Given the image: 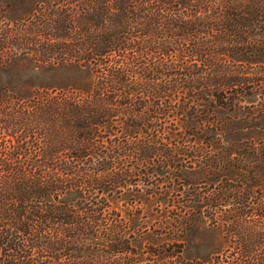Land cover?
Masks as SVG:
<instances>
[{"label": "trees", "instance_id": "16d2710c", "mask_svg": "<svg viewBox=\"0 0 264 264\" xmlns=\"http://www.w3.org/2000/svg\"><path fill=\"white\" fill-rule=\"evenodd\" d=\"M10 4L0 264H264V0Z\"/></svg>", "mask_w": 264, "mask_h": 264}, {"label": "rangeland", "instance_id": "374dc122", "mask_svg": "<svg viewBox=\"0 0 264 264\" xmlns=\"http://www.w3.org/2000/svg\"><path fill=\"white\" fill-rule=\"evenodd\" d=\"M3 1H7L9 3H11V11H21V10H27L31 7H33V2L34 4L37 2V4L42 1V0H3ZM44 1V0H43ZM38 10V8H37ZM13 13V12H12ZM262 40H264V37H262ZM185 170L180 168L179 169V173L181 174V180L180 182L182 183L184 181V179H186L187 177L185 176ZM189 180V179H188ZM188 186V185H187ZM121 197L115 198V205H119L120 207H123L121 204L123 203L122 200H120ZM153 220H148L147 222H136L135 224L132 225L131 230H134V228H138L135 225L138 223L140 226V229L142 228V234L141 237L137 238L136 241L134 242V246H136V255L135 257L137 258V261L140 263H146L148 262V258L151 257L152 253L150 251H152L151 249H156V244H157V239L155 235V232H153V229L157 230L158 227L156 226V224L152 223ZM131 227V226H130ZM202 233V234H201ZM199 234H197L199 237H201L203 239V245L202 244H197V245H186L183 244V250L190 254H197V255H205L207 250H206V233L205 232H201ZM136 234V233H135ZM140 247H142L140 249Z\"/></svg>", "mask_w": 264, "mask_h": 264}]
</instances>
